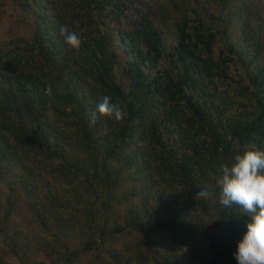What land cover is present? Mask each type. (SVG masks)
I'll return each mask as SVG.
<instances>
[{
    "label": "trees",
    "instance_id": "obj_1",
    "mask_svg": "<svg viewBox=\"0 0 264 264\" xmlns=\"http://www.w3.org/2000/svg\"><path fill=\"white\" fill-rule=\"evenodd\" d=\"M12 1L34 22L0 40V264H237L219 179L264 150L259 0ZM105 95L125 115L92 124Z\"/></svg>",
    "mask_w": 264,
    "mask_h": 264
},
{
    "label": "clouds",
    "instance_id": "obj_2",
    "mask_svg": "<svg viewBox=\"0 0 264 264\" xmlns=\"http://www.w3.org/2000/svg\"><path fill=\"white\" fill-rule=\"evenodd\" d=\"M59 34L71 49H80L82 38L77 32L62 25ZM124 115L121 106L105 95L91 113L90 123L95 124L98 116L120 121ZM196 187L202 192L210 190L207 183ZM219 188V204L236 205L247 217L245 231L233 253L237 264H264V150L236 153L229 163L221 166Z\"/></svg>",
    "mask_w": 264,
    "mask_h": 264
},
{
    "label": "rangeland",
    "instance_id": "obj_3",
    "mask_svg": "<svg viewBox=\"0 0 264 264\" xmlns=\"http://www.w3.org/2000/svg\"><path fill=\"white\" fill-rule=\"evenodd\" d=\"M257 4L260 5L262 14L264 16V0L262 2L257 1ZM3 12L0 18V40H7L10 37L16 35H23L26 37L31 36L33 32V17L32 13L28 12L27 9H23L12 0H5L2 8ZM7 233V232H5ZM3 231H0V246L7 247L9 246L8 239ZM9 233V232H8ZM162 249H157L161 252ZM181 252L186 253V250H180ZM9 262L13 264H26L16 258H14L13 252L9 251Z\"/></svg>",
    "mask_w": 264,
    "mask_h": 264
}]
</instances>
